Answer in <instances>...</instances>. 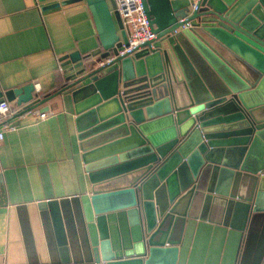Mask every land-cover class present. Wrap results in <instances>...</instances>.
I'll return each mask as SVG.
<instances>
[{
	"label": "water",
	"instance_id": "95a60500",
	"mask_svg": "<svg viewBox=\"0 0 264 264\" xmlns=\"http://www.w3.org/2000/svg\"><path fill=\"white\" fill-rule=\"evenodd\" d=\"M77 0H52L42 7ZM99 46L64 53L63 82L0 90L75 112L89 189L77 197L96 264H174L188 216L241 229L236 264L264 252V0H142L156 36L100 65L127 30L115 0H84ZM83 247V245L81 246Z\"/></svg>",
	"mask_w": 264,
	"mask_h": 264
},
{
	"label": "crops",
	"instance_id": "0c3cea01",
	"mask_svg": "<svg viewBox=\"0 0 264 264\" xmlns=\"http://www.w3.org/2000/svg\"><path fill=\"white\" fill-rule=\"evenodd\" d=\"M50 1L0 0V90L32 81L36 94L51 91L71 63L64 53L99 46L84 0L42 7ZM67 95L51 97L61 96L62 108L44 117L13 116L17 126L0 138V264H96L76 197L90 182ZM241 234L221 219L188 216L174 264H236Z\"/></svg>",
	"mask_w": 264,
	"mask_h": 264
},
{
	"label": "built area",
	"instance_id": "2783aa9c",
	"mask_svg": "<svg viewBox=\"0 0 264 264\" xmlns=\"http://www.w3.org/2000/svg\"><path fill=\"white\" fill-rule=\"evenodd\" d=\"M116 7L123 19L127 30V41H122L115 50L97 59V64L104 65L114 59L117 55L131 53L136 47L147 39L156 36V32L151 28L149 17L142 0H115ZM198 0H191L190 7L195 8ZM26 111L34 112L38 117H44L49 113L47 109L34 110L33 107L23 108V104H18L7 98L0 99V138L5 129L15 128L17 123L13 116L23 114Z\"/></svg>",
	"mask_w": 264,
	"mask_h": 264
}]
</instances>
